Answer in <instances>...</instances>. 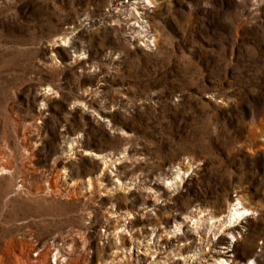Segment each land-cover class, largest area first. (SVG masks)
I'll return each instance as SVG.
<instances>
[{
    "label": "rangeland",
    "instance_id": "374dc122",
    "mask_svg": "<svg viewBox=\"0 0 264 264\" xmlns=\"http://www.w3.org/2000/svg\"><path fill=\"white\" fill-rule=\"evenodd\" d=\"M150 1L0 0V264H264V0Z\"/></svg>",
    "mask_w": 264,
    "mask_h": 264
},
{
    "label": "bare ground",
    "instance_id": "6f19581e",
    "mask_svg": "<svg viewBox=\"0 0 264 264\" xmlns=\"http://www.w3.org/2000/svg\"><path fill=\"white\" fill-rule=\"evenodd\" d=\"M148 3H151L150 0H146ZM65 43V42H64ZM85 154H90V155H93L94 157H100V155L96 154V153H92V152H89V151H86ZM105 163V162H104ZM249 212V209L246 208L244 205H243V202L241 200H236L235 204H233L231 206V208L229 209V212L228 214L226 215V221L225 222H228L229 224H233L237 221H240L241 219H243V215L245 213H248ZM223 223V224H224ZM230 230V229H229ZM228 231V230H227ZM229 235H232V238H235V235H233L232 231L228 233ZM215 235V234H214ZM200 240V239H199ZM209 242V241H207ZM228 243L224 244L222 246L221 249L222 250V254H218L216 256V258L214 259V261H218L220 264L224 263V262H227L229 260V245H227ZM35 256V255H34ZM205 257H194L193 259L195 260H199V261H203ZM209 258V257H208ZM207 259V258H206ZM190 261V260H188ZM214 263V262H213ZM218 263V264H219ZM184 264H188V263H184ZM242 264H253V262H251L250 259H247L246 262L242 263Z\"/></svg>",
    "mask_w": 264,
    "mask_h": 264
}]
</instances>
